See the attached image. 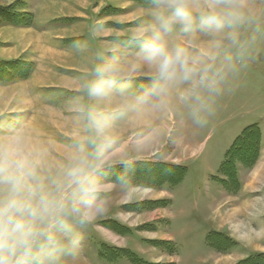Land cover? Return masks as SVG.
Listing matches in <instances>:
<instances>
[{"label":"rangeland","instance_id":"1","mask_svg":"<svg viewBox=\"0 0 264 264\" xmlns=\"http://www.w3.org/2000/svg\"><path fill=\"white\" fill-rule=\"evenodd\" d=\"M189 3L194 15L226 5L243 14L245 23L237 29L243 48L238 55L218 37L224 44L215 61L222 69L219 91L202 90L204 106L179 103L177 92L188 86L181 85L166 105L155 107L137 100L155 83L138 55V33L152 22L153 0H0V12L15 4L34 16L27 26L0 17V60L25 62L0 76V151L18 146L40 162L43 175L59 178L83 143L88 160L98 165L96 179L109 186L98 196L107 211L77 228L79 243L65 264H235L264 254V0ZM179 35L177 28L173 36ZM195 35L206 47L210 38L198 23ZM99 63L116 65L114 80H126L123 94L88 97L83 86ZM87 107L111 122L99 157L88 143L102 138L88 127L81 110ZM251 125L261 132L257 161L251 168L238 163L241 187L232 191L218 180L219 169ZM140 159L181 163L187 172L173 185L112 179L106 171ZM214 231L236 244L227 251L211 247L207 235Z\"/></svg>","mask_w":264,"mask_h":264},{"label":"clouds","instance_id":"2","mask_svg":"<svg viewBox=\"0 0 264 264\" xmlns=\"http://www.w3.org/2000/svg\"><path fill=\"white\" fill-rule=\"evenodd\" d=\"M150 15L152 22L138 33L142 39L138 55L154 73L155 83L138 102L164 106L174 89L188 85L177 92V101L204 106L202 90L219 91L222 69L215 67V61L224 44L218 37L223 35L239 55L243 44L237 29L245 17L230 5L209 6L194 15L189 0H153ZM197 23L199 32L210 38L206 47L196 39ZM177 28L180 35L174 38ZM116 71L113 63L96 64L94 78L83 86L88 97L102 100L114 91L123 94L122 86L116 88ZM81 110L88 127L102 138L100 143L88 141L99 157L108 142L110 119L93 107ZM192 115L200 119L197 110ZM97 168L88 160L83 143L59 178L43 175L40 162L18 146L0 151V264H65L64 257L73 254L79 243L77 228L107 211L98 196L109 186L96 179Z\"/></svg>","mask_w":264,"mask_h":264},{"label":"trees","instance_id":"3","mask_svg":"<svg viewBox=\"0 0 264 264\" xmlns=\"http://www.w3.org/2000/svg\"><path fill=\"white\" fill-rule=\"evenodd\" d=\"M0 17H4L5 20L9 21L10 23L26 26L32 24L34 18L32 13L16 10L15 4H11L2 8ZM25 18L27 20H24ZM2 62L3 61L0 60V76L5 77L7 74H12V71L17 70L16 67L22 64L23 61L17 60L12 62L6 61L5 63ZM22 65L25 66V62ZM116 82V85H126V80H117ZM136 89H140L139 85ZM260 138L261 132L259 129L251 125L242 131L241 135L235 139L231 147L227 150L225 158L219 169L223 176L219 177L218 180L230 190L237 191L241 187L238 163H241V165L245 167L251 168L257 161L258 151L260 148ZM186 168V166L179 164L138 161L118 165L116 167H110L106 171L112 179L131 176L135 179H139L141 182L149 180L161 184L167 182L174 185L183 179L184 174L187 171ZM116 225V228L119 230H124L120 224L117 223ZM207 241L211 247H214L220 251H227L236 244L233 239L220 231L210 232L207 235ZM127 252L128 256L133 257L134 259L136 258L134 253L130 251ZM235 264H264V254L257 253L255 255H250Z\"/></svg>","mask_w":264,"mask_h":264},{"label":"crops","instance_id":"4","mask_svg":"<svg viewBox=\"0 0 264 264\" xmlns=\"http://www.w3.org/2000/svg\"><path fill=\"white\" fill-rule=\"evenodd\" d=\"M108 104H109V102H108ZM108 104L106 103L105 105H108ZM140 160H141V161H150V159H144V160H143V159H140ZM138 161H139V160L126 161V162L123 161V162H121V163H133V162H138ZM163 161L166 162V163H170V164H179V163H172V161H170V160H165V159H163ZM151 162H152V161H151ZM179 165H184V164H181V163H180ZM184 166H186V165H184ZM186 172H187V171H186ZM183 179H184V178H183ZM183 179H182V180H183ZM182 180H181V181H182ZM181 181H180V182H181ZM180 182H179V183H180ZM240 182H241V181H240ZM235 242H236V241H235Z\"/></svg>","mask_w":264,"mask_h":264},{"label":"bare ground","instance_id":"5","mask_svg":"<svg viewBox=\"0 0 264 264\" xmlns=\"http://www.w3.org/2000/svg\"><path fill=\"white\" fill-rule=\"evenodd\" d=\"M152 109H153L152 112H155V111H154V108H152ZM154 117H155V116H154ZM137 122H138V121H137ZM64 123H65V122H64ZM30 140H32V139H30ZM31 151H32V149H31Z\"/></svg>","mask_w":264,"mask_h":264}]
</instances>
